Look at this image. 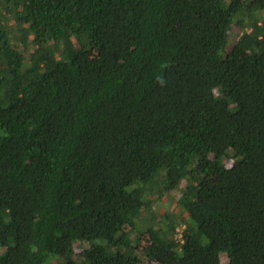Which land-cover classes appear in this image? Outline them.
I'll list each match as a JSON object with an SVG mask.
<instances>
[{"label":"trees","instance_id":"16d2710c","mask_svg":"<svg viewBox=\"0 0 264 264\" xmlns=\"http://www.w3.org/2000/svg\"><path fill=\"white\" fill-rule=\"evenodd\" d=\"M0 251L264 264V0H0Z\"/></svg>","mask_w":264,"mask_h":264},{"label":"rangeland","instance_id":"374dc122","mask_svg":"<svg viewBox=\"0 0 264 264\" xmlns=\"http://www.w3.org/2000/svg\"><path fill=\"white\" fill-rule=\"evenodd\" d=\"M180 194H181V192H180ZM173 197L176 198V197H178V195H175ZM163 203L168 207L167 213H177V211H175V209H174L173 203L172 202L169 203V200L168 199H165ZM161 209H162V207H159L157 205L156 217H159L162 214V212H160ZM178 215H179V213H178ZM124 230L126 232H129L130 231V228L129 227H125ZM130 240H131V244H132L131 246L135 250L137 249L139 251H142L144 248H146L149 245V238L145 234L139 236L136 233L131 232L130 233ZM133 249H131V250H133ZM2 253H3V251L2 252L0 251V255ZM222 261H224V258H222ZM141 264H146V263H144L143 261H141ZM150 264H156V263L153 262V263H150Z\"/></svg>","mask_w":264,"mask_h":264},{"label":"built area","instance_id":"2783aa9c","mask_svg":"<svg viewBox=\"0 0 264 264\" xmlns=\"http://www.w3.org/2000/svg\"><path fill=\"white\" fill-rule=\"evenodd\" d=\"M181 230H182V227L176 229L178 237H181V234H180Z\"/></svg>","mask_w":264,"mask_h":264}]
</instances>
